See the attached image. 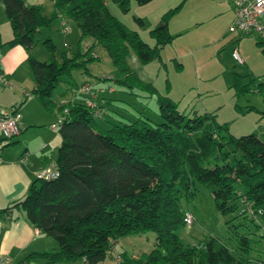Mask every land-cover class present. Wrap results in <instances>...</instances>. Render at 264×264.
Returning <instances> with one entry per match:
<instances>
[{"label": "trees", "instance_id": "16d2710c", "mask_svg": "<svg viewBox=\"0 0 264 264\" xmlns=\"http://www.w3.org/2000/svg\"><path fill=\"white\" fill-rule=\"evenodd\" d=\"M108 1L122 13L130 10V0H53L52 12L45 15L41 5L0 0L12 29L9 47L28 51L38 42L36 35L42 28L60 24L61 19L73 21L80 33L76 51H63L49 62L28 58L35 81L31 94L48 113L61 112L64 120L56 129L61 139L54 162L59 176L34 180L21 201L0 210V216L22 211L34 228L58 243L57 252L31 253L20 264L37 260L102 264L121 238L147 232L155 234V248L139 256L114 255L117 264H264L251 253L252 234L237 233L247 222L257 229L264 227V142L259 138L235 137L215 124L212 115L181 112L168 98L159 100L161 122L116 121L109 129L96 123L94 111L99 107L91 100L90 106L86 101L68 107L53 101L63 76L86 70V63L96 59H85L96 46L125 74L122 83L138 85L141 82L127 66L129 53L148 64L160 59L161 50L171 43L167 23L180 6L162 16L161 28L149 32L154 39L149 46L113 16ZM150 1L135 0L138 6ZM136 21L143 25L141 19ZM85 38L92 44L82 53ZM44 44L49 52L55 50L50 39ZM3 46L0 39V50ZM234 82L237 94L247 90L237 79ZM18 110L13 107L12 115ZM197 184L212 194L224 215L237 213L239 204L248 206L250 216L239 214L245 221L235 227L233 246L212 237L185 246L178 237L179 229L186 226L180 201L193 199Z\"/></svg>", "mask_w": 264, "mask_h": 264}, {"label": "rangeland", "instance_id": "374dc122", "mask_svg": "<svg viewBox=\"0 0 264 264\" xmlns=\"http://www.w3.org/2000/svg\"><path fill=\"white\" fill-rule=\"evenodd\" d=\"M42 2V12L48 15L54 2ZM189 5L171 23L176 22L179 25L181 19L190 21ZM107 6L113 16L129 30L137 32L143 42L149 46L154 45V39L149 36L150 30L142 29L136 21L139 16L135 0H130V10L126 14L120 12L110 1ZM66 21L71 33H63L56 22L50 28L41 29L36 35L38 42L31 49L27 51L21 46L25 57L14 69L18 79L32 86L35 83L29 57L38 62H49L53 56L58 59L63 51L77 50L79 30L73 21ZM220 22L208 19L199 27L186 31L161 50L160 59L148 64L140 63L131 51L126 60L127 66L141 82L138 84L140 86L122 83L125 74L120 72L101 47L96 46L85 58L96 59L86 63V70L75 69L70 76H63L62 82L54 90L53 101L58 106L68 107L91 100L94 106L99 107L94 111L96 123L103 129H109L116 121H149L152 124L161 122L159 100L168 98L177 104L181 112L191 114L195 111L199 115H212L215 124L225 126L235 137L253 134L264 142V52L261 46L256 45L260 37L256 34L242 36L238 42V53L243 64H238L232 57L237 44L234 39L236 34L227 33L225 38L218 41ZM175 24H171V32L175 29ZM161 25L158 24L156 28ZM12 37L11 25L0 3V39L4 44L2 48H12L6 45ZM46 39H50L55 47L52 53L44 44ZM91 44L92 40L85 38L81 45L82 53ZM235 79L241 87L247 89L244 93L237 94ZM142 85L146 88L141 87ZM82 88L88 89V92L82 94ZM94 93L98 99L93 98ZM35 103L41 107L37 101ZM53 118V123H56L57 118ZM47 129L53 130L51 126ZM50 132L61 142L57 130ZM46 136L50 137L48 134ZM54 144H51L52 148ZM197 190L196 196L190 201L185 198L180 201L181 210L192 218V224L179 229L178 237L185 246H194L210 237L220 240L228 247L233 246L236 243L235 227L245 221L239 214L247 212L250 216L248 206L239 204L237 213L224 215L217 209L213 196L207 189L197 184ZM246 224L245 228L238 227L237 233L250 232L251 253L264 260V238L261 237L264 227L257 229L248 222ZM154 243L155 234L147 232L123 237L115 247L121 250L120 245L123 244L128 252L141 255L151 252L155 248ZM107 260L111 261L108 264H116L115 260Z\"/></svg>", "mask_w": 264, "mask_h": 264}, {"label": "crops", "instance_id": "0c3cea01", "mask_svg": "<svg viewBox=\"0 0 264 264\" xmlns=\"http://www.w3.org/2000/svg\"><path fill=\"white\" fill-rule=\"evenodd\" d=\"M26 1L28 4L41 5L43 8V0ZM186 5H189L191 9L190 21L181 19L179 25H176V22L171 23L172 19L181 14ZM179 6V10L167 23L168 32L173 37L168 45L172 44L176 37L199 27L208 19H216L221 21L217 31L219 34L218 41L225 38L227 33L236 34L234 39L237 43L236 49L239 51L238 42L243 35L238 34L237 31L233 33L228 31L234 18L233 0H151L148 4L137 7V15L143 23L140 26L142 29L153 30L160 24L165 13ZM48 12L50 14L52 10L50 9ZM171 24L172 26L175 24V29L172 32L170 31ZM59 27L61 29L60 24ZM68 28L70 31L69 25ZM259 42L260 40L257 41L256 45ZM23 52L24 49L21 46L9 49L1 48L0 50V72L4 75L5 80V84L0 85V112L11 110L13 107L19 109L16 115L19 135L12 139L10 145L4 147L0 153V210L21 201L26 196L30 184L36 180L37 172L55 162L60 144L56 135L50 132L53 130L47 129V127L50 128L54 124L53 117L58 119L61 112L48 113L40 105L36 96L31 94L35 83L32 86L16 77L17 72L14 69L18 63L24 60L25 53ZM93 98L98 99L95 93ZM35 100L41 107L36 105ZM46 134L50 137H47ZM52 143H55L53 148L51 147ZM120 247L121 250H117L114 246L113 253L108 259L115 260L114 255L121 253L139 256L134 252L125 250L123 244ZM47 251L57 252V241L34 228L25 219L22 211L13 210L9 214L0 216V258L7 257L11 264H20L31 253ZM108 262L111 261L105 259L102 264H108ZM33 264H42V260H37ZM57 264L84 263L77 261Z\"/></svg>", "mask_w": 264, "mask_h": 264}, {"label": "built area", "instance_id": "2783aa9c", "mask_svg": "<svg viewBox=\"0 0 264 264\" xmlns=\"http://www.w3.org/2000/svg\"><path fill=\"white\" fill-rule=\"evenodd\" d=\"M227 1V0H221ZM234 5V18L233 23L229 27V32H239L241 35L256 34L260 38V41L264 43V0H233ZM61 30L63 33L69 31L67 21L61 19ZM233 59L238 64H243V60L239 56L236 49L232 52ZM4 75L0 72V85H4ZM82 92H88V89L82 88ZM91 102H87V105H91ZM64 117L61 115L58 117L56 123L51 125L53 130L62 123ZM19 135V125L16 116L12 115V111L0 112V153L1 150L6 147L12 139ZM59 176V171L56 165L53 163L49 166L43 167L36 174V179L51 180L56 179ZM186 225L192 224V218L185 217ZM0 264H11L7 257L0 258Z\"/></svg>", "mask_w": 264, "mask_h": 264}, {"label": "water", "instance_id": "95a60500", "mask_svg": "<svg viewBox=\"0 0 264 264\" xmlns=\"http://www.w3.org/2000/svg\"><path fill=\"white\" fill-rule=\"evenodd\" d=\"M160 28V27H159Z\"/></svg>", "mask_w": 264, "mask_h": 264}]
</instances>
